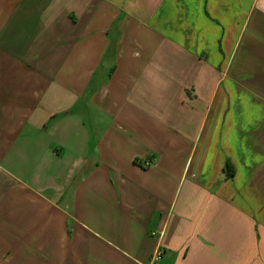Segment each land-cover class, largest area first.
Returning a JSON list of instances; mask_svg holds the SVG:
<instances>
[{"label":"crops","instance_id":"crops-1","mask_svg":"<svg viewBox=\"0 0 264 264\" xmlns=\"http://www.w3.org/2000/svg\"><path fill=\"white\" fill-rule=\"evenodd\" d=\"M0 264H264V0H0Z\"/></svg>","mask_w":264,"mask_h":264},{"label":"trees","instance_id":"trees-1","mask_svg":"<svg viewBox=\"0 0 264 264\" xmlns=\"http://www.w3.org/2000/svg\"><path fill=\"white\" fill-rule=\"evenodd\" d=\"M226 169L229 171V174L232 177L234 175V168H233V165L230 162H228L226 164Z\"/></svg>","mask_w":264,"mask_h":264},{"label":"built area","instance_id":"built-area-1","mask_svg":"<svg viewBox=\"0 0 264 264\" xmlns=\"http://www.w3.org/2000/svg\"><path fill=\"white\" fill-rule=\"evenodd\" d=\"M154 165V162L152 161V160H147L144 164H143V166L145 167V168H149V167H151V166H153Z\"/></svg>","mask_w":264,"mask_h":264}]
</instances>
